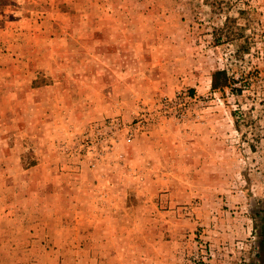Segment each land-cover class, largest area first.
<instances>
[{"label": "rangeland", "instance_id": "rangeland-1", "mask_svg": "<svg viewBox=\"0 0 264 264\" xmlns=\"http://www.w3.org/2000/svg\"><path fill=\"white\" fill-rule=\"evenodd\" d=\"M0 264H264V0H0Z\"/></svg>", "mask_w": 264, "mask_h": 264}, {"label": "trees", "instance_id": "trees-1", "mask_svg": "<svg viewBox=\"0 0 264 264\" xmlns=\"http://www.w3.org/2000/svg\"><path fill=\"white\" fill-rule=\"evenodd\" d=\"M228 85V79L224 71L216 72L211 77V89L224 91V88Z\"/></svg>", "mask_w": 264, "mask_h": 264}]
</instances>
